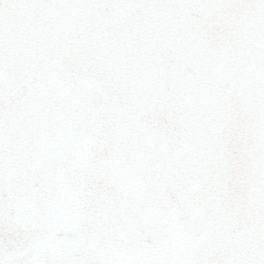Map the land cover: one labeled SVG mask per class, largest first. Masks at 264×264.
<instances>
[{
	"label": "snow or ice",
	"instance_id": "snow-or-ice-1",
	"mask_svg": "<svg viewBox=\"0 0 264 264\" xmlns=\"http://www.w3.org/2000/svg\"><path fill=\"white\" fill-rule=\"evenodd\" d=\"M0 264H264V0H0Z\"/></svg>",
	"mask_w": 264,
	"mask_h": 264
}]
</instances>
